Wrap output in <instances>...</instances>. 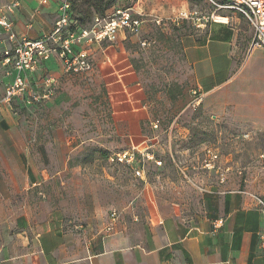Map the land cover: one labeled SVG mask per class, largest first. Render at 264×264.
I'll return each mask as SVG.
<instances>
[{"label":"rangeland","instance_id":"374dc122","mask_svg":"<svg viewBox=\"0 0 264 264\" xmlns=\"http://www.w3.org/2000/svg\"><path fill=\"white\" fill-rule=\"evenodd\" d=\"M74 4L76 16L83 20L79 21L90 27L95 19L89 15L92 9L83 0ZM129 4L145 14L140 33L126 32L116 43H101L99 50H90L92 70L78 82L76 92L65 94L71 99L52 109L11 106L14 131L34 152L38 175H31L34 185L29 182V187L16 193L0 188V220L20 211L59 214L80 233L104 234L112 210L121 215L118 225L143 218L152 193L183 203L196 201L199 189L194 176L202 171L207 150L218 155L216 162L222 168H230L226 173L243 179L264 199V126L238 124L230 116L205 110L202 101L189 105L196 94L182 37L192 24L184 23L177 30L167 21L166 32L153 21L173 17L180 9L214 14L217 20H226L221 16L233 11L217 9L210 0H130ZM237 15L245 29L251 26ZM230 23L234 25L231 19ZM254 58L264 69L259 49L244 60L247 68ZM107 59L115 65L109 74ZM6 82L0 77V99ZM155 120L158 127L153 126ZM142 144L161 161V165L146 162L148 187L128 167L107 160L111 151ZM0 145L5 151L8 142Z\"/></svg>","mask_w":264,"mask_h":264},{"label":"crops","instance_id":"0c3cea01","mask_svg":"<svg viewBox=\"0 0 264 264\" xmlns=\"http://www.w3.org/2000/svg\"><path fill=\"white\" fill-rule=\"evenodd\" d=\"M13 2L18 5L7 10ZM58 5L59 0L44 4L41 0H0V10L11 20L16 37L28 40L41 39L53 29ZM230 14L221 16L226 20L210 21L204 28L192 25L184 32V57L205 110L258 129L264 126V69L256 58L248 68L244 60L249 61L257 49L264 59V47L250 49L252 27L245 29L241 17ZM12 44L9 33L0 29V77L7 78L6 86L14 69L2 64L3 51ZM82 47L97 51L101 44H82L76 49ZM107 60L109 74L115 65ZM88 75L66 72L62 60L52 55L28 75L33 86L45 76L52 77L56 90L52 98L27 107L20 98L8 107L1 105L0 142L5 140L8 145L5 151L0 149V188L16 193L29 187V182L34 185L31 177L38 175L32 162L34 152L14 131L11 106H62L71 99L65 94L76 92L78 82ZM139 179L148 187L146 173ZM194 179L199 197L192 204L152 193L145 216L128 226L118 225L120 215L118 228L116 225L111 234L80 233L67 226L59 214L39 216L20 211L5 215L0 220V264H264V210L258 195L230 173L221 181L215 169L202 167Z\"/></svg>","mask_w":264,"mask_h":264},{"label":"built area","instance_id":"2783aa9c","mask_svg":"<svg viewBox=\"0 0 264 264\" xmlns=\"http://www.w3.org/2000/svg\"><path fill=\"white\" fill-rule=\"evenodd\" d=\"M48 0H41V3H47ZM139 2V0H136ZM217 9L227 8L246 18L252 29L253 38L250 43V49L254 47H264V0H223V3L210 0ZM73 0H59L58 16L53 29L45 34L41 39L28 40L18 39L12 30V22L5 13L0 10V29L9 33V39L13 42L10 48L3 51L2 64L13 66L14 74L12 81L6 86L3 97L0 100L1 105L10 106L12 102L20 98L23 106H32L41 104L49 100L55 91V80L50 76H45L32 85L28 75L34 74L41 66L42 62L50 59L52 55L59 57L66 72L82 74L92 70L93 61L90 49L82 47L76 49L77 45L92 43H116L120 34L129 33L137 35L140 33L144 23L142 10L135 8L132 4L119 6L103 18L96 17L93 25L89 28L73 30L71 26L73 21L70 17V10ZM18 5L13 2L8 5L7 10L11 11ZM155 24L167 31V21H170L174 27L182 23H191L196 28H204L208 22H220L214 14L206 15L197 9H180L173 17L153 19ZM223 23V22H221ZM145 44V42H142ZM109 62V60H107ZM195 98L189 105L195 106L200 103L202 96L198 91H193ZM158 120L153 122L154 127H158ZM208 158L203 167L206 169H215L221 181L225 179V173L229 167L222 168L217 164L218 155L211 150H207ZM109 163L121 164L128 167L135 177H145L146 162H153L161 165V161L155 157L149 146L132 145L128 148L111 151L107 158ZM258 204L264 210V200L256 197ZM119 219V213L112 210L108 221L104 227V233L114 232Z\"/></svg>","mask_w":264,"mask_h":264},{"label":"trees","instance_id":"16d2710c","mask_svg":"<svg viewBox=\"0 0 264 264\" xmlns=\"http://www.w3.org/2000/svg\"><path fill=\"white\" fill-rule=\"evenodd\" d=\"M85 3L88 4V6L92 9L91 13L89 15H93L94 18H103L108 15V13L112 12L114 9H116L119 6H124L129 3V0H83ZM191 2H198L200 0H189ZM75 0L72 2L71 10H70V17L73 21V24L71 26V29L73 30H80L82 28H89L85 24H83L82 17L79 16V18L76 16L75 11ZM79 19L81 21H79ZM94 22V21H93ZM92 25V24H91ZM175 29L179 30V28L174 27ZM167 32V31H166ZM172 98H175V95H172Z\"/></svg>","mask_w":264,"mask_h":264}]
</instances>
